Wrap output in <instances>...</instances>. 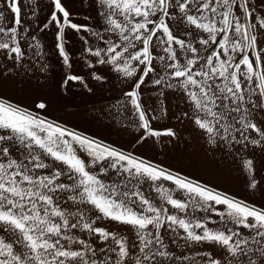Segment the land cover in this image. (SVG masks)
<instances>
[{"label":"snow or ice","instance_id":"6c2138e0","mask_svg":"<svg viewBox=\"0 0 264 264\" xmlns=\"http://www.w3.org/2000/svg\"><path fill=\"white\" fill-rule=\"evenodd\" d=\"M113 79L124 143L55 117ZM182 145L248 195L149 155ZM0 264H264V0H0Z\"/></svg>","mask_w":264,"mask_h":264},{"label":"crops","instance_id":"0c3cea01","mask_svg":"<svg viewBox=\"0 0 264 264\" xmlns=\"http://www.w3.org/2000/svg\"><path fill=\"white\" fill-rule=\"evenodd\" d=\"M44 42L48 45L47 51L52 56V63L55 65L52 44L46 37ZM69 50L72 51L71 46ZM72 71L80 74L87 73V69L81 64H74ZM72 83L75 85V82ZM119 86V82L115 79L111 83L103 85L94 84L93 87L96 88L94 95L88 94L86 90L81 89L79 86H74L69 93L57 99L54 104L55 117L61 118V122L67 123L69 128L86 131L88 135L105 138L110 143H124L128 136L126 133L119 131L114 123H101L92 118L95 110L109 103L111 98L118 94ZM10 94L16 96L15 93ZM16 99L23 98L16 96ZM170 99L174 101L175 97H170ZM149 155L156 156L159 160L164 161L166 167L170 166L173 170H182L185 175L199 178L202 182L220 185L222 188L229 189L232 193H238L242 198L248 195L246 184L238 168V162L233 161L231 158L225 159L220 152L213 154L209 151L205 154L204 151H201L198 154H193L191 149L183 150L182 145L181 150H172L165 154L157 149L149 152ZM225 176H227V179H225ZM165 184L174 188L172 182L165 181Z\"/></svg>","mask_w":264,"mask_h":264},{"label":"rangeland","instance_id":"374dc122","mask_svg":"<svg viewBox=\"0 0 264 264\" xmlns=\"http://www.w3.org/2000/svg\"><path fill=\"white\" fill-rule=\"evenodd\" d=\"M46 38L49 40L50 44H53V37L50 33L46 36ZM73 44L79 46L78 37L74 39Z\"/></svg>","mask_w":264,"mask_h":264}]
</instances>
